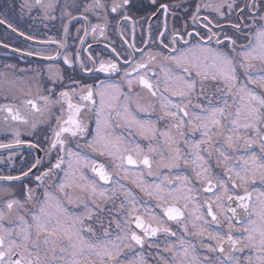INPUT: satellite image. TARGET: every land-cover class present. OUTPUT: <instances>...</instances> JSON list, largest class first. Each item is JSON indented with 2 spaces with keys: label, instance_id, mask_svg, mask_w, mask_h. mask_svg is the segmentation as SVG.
I'll use <instances>...</instances> for the list:
<instances>
[{
  "label": "snow or ice",
  "instance_id": "obj_1",
  "mask_svg": "<svg viewBox=\"0 0 264 264\" xmlns=\"http://www.w3.org/2000/svg\"><path fill=\"white\" fill-rule=\"evenodd\" d=\"M193 2L194 8L192 3L185 8L183 0H149L141 16L133 11L134 0H22L21 13L35 11L33 20L55 30L44 39L0 15V25L40 45L24 54L45 62L31 69L36 97L21 105L31 121L15 103L0 104L6 122L10 117L29 126L28 139L21 138L19 129H0L12 137L0 148L26 144L44 154L31 160L20 156L17 175H0V181L23 185L22 198L8 199L0 208V264H125L129 251L152 247L150 238L158 233L177 236L171 222L200 241L203 255L179 236L177 243L165 246L170 258L155 245L157 264H264V0ZM202 9L220 19L235 14L232 34L209 16L201 17ZM97 33L107 41L104 47L99 52L83 47L85 38ZM245 39L247 44L240 43ZM153 66H166L162 79L150 77ZM77 72L91 74L92 82L77 79ZM100 74L107 75L100 79ZM137 88L159 101L157 120L170 121L164 129L151 118L155 104L141 103ZM114 121L129 137L146 140L147 151L134 139L116 135ZM197 132L200 139H189ZM86 150L110 158L112 171ZM213 156L222 175L213 173ZM181 162L192 165L193 177L164 176L147 186L130 180L128 166L142 165L151 176L154 164L158 174L178 169ZM29 177L30 184H23ZM125 180L155 200L161 213L142 203ZM69 187L78 194L69 196ZM203 194L211 195L201 199ZM61 195L84 211L69 212ZM189 224L195 231H189ZM126 264L149 260L137 255Z\"/></svg>",
  "mask_w": 264,
  "mask_h": 264
},
{
  "label": "flooded vegetation",
  "instance_id": "obj_2",
  "mask_svg": "<svg viewBox=\"0 0 264 264\" xmlns=\"http://www.w3.org/2000/svg\"><path fill=\"white\" fill-rule=\"evenodd\" d=\"M22 0H0V15L4 16L8 22L15 25L19 30L24 31L28 35H34L37 37V39H44L47 35H55V30L48 31L44 28L43 24L40 22L39 19L33 20L32 17L36 16L37 13L35 11L28 13L27 11L21 13L20 11V4ZM162 3H176L180 2V0H160ZM199 2H204V0H199ZM134 3L136 4V8L133 10L137 15H144L146 11L149 9L146 7L148 5L149 0H134ZM184 7L187 8L189 6V3H192V7L194 8L195 3L193 0H183ZM227 11V9H225ZM180 15L181 20L180 23H183V12L178 13ZM191 15V13H189ZM200 16H209L210 19H213L214 21H218L219 24L224 26V31L227 32L229 35L232 34V30L230 29L229 25L230 23L235 22V14H232L230 16H226L224 19L218 18L214 13H211L208 9H202L200 12ZM171 23V21H170ZM189 23L192 22L189 20ZM51 27V25H50ZM192 27L200 28L202 33L205 31L201 28L199 24H193ZM216 30V29H214ZM83 34V33H81ZM140 35L139 27H137V37ZM129 38H130V29H129ZM109 39H114L117 43V45L120 44V41L115 37L114 34L109 32ZM254 41V37L251 38ZM86 43L83 45V47H87L91 45L92 49L95 52H99L104 45L107 43V41L100 37L97 33L95 38L89 34L85 38ZM249 41L248 39H245L243 41H240V43L247 44ZM7 44L8 47H4L3 45ZM138 46H140L138 44ZM214 46V42H213ZM40 47V45H37L34 41H29L25 37H21L18 32H13L11 29L7 27L6 24L0 25V104H6V103H15L17 107H20L21 113L24 115H28L29 120L33 118L32 115L28 113L26 109L21 107L22 101L25 99L35 98L37 95V87L35 84V72L31 71V69L37 68L38 65H42L45 63L44 61H41L38 57H32L27 56L24 53L27 50ZM20 49L21 51H15V49ZM86 55V54H85ZM61 67L64 69H67V66H64L62 64V60L60 61ZM5 65H9L10 67H5ZM161 67L166 66H153L152 71L149 73L150 77L155 79L157 76L163 78L164 73L161 71ZM175 72L183 74L187 76L188 74L183 73L181 69H175ZM91 74H83V73H76L77 79H82L84 83H91ZM107 74H100L98 78L103 79L104 76ZM194 75V73H193ZM115 78V76H114ZM161 87H163V84H161ZM208 87L214 88L215 84L213 82H209ZM126 90V89H125ZM136 92L140 93L141 103H147L150 100L155 104L156 106V113L152 115L153 120H157V116L161 115L159 110V101L151 98L150 95L146 92V90H142L137 88ZM135 95V93H134ZM7 97V99H5ZM173 99H177L173 97ZM195 103V101H194ZM134 107V106H133ZM7 115L4 112H0V129L3 128H14L19 129L21 133L22 139H28L27 135L25 134L28 130V125L23 124L20 121H12L9 117L8 121L6 122L4 120V116ZM143 116L144 114H140ZM170 121L167 119L165 120H157V127L160 129H164L167 124ZM91 127L94 129L95 125L94 123L91 125ZM114 132L116 135H123L124 137L128 139H134L136 143H140L141 147L144 148L145 151H147L148 148V142L144 140L142 137H129L128 132L124 131L121 123L119 121H114ZM36 137H32V139H35ZM12 139L11 135H5L3 132H0V142L8 143ZM189 139L198 140L200 139V134L197 132L195 134H189ZM181 149L184 152H187L188 149L182 144ZM87 154L89 155L90 159H96L99 163H104L109 171H112L113 167V161L110 158L107 157H100L96 153H92L90 150H86ZM12 155L13 159L12 161H9V156ZM43 156L44 154L41 152H38L35 149H31L28 147V145H13L11 149H4L0 148V175H17V169L19 168L21 161L19 159L20 156H25L28 159H34L36 156ZM134 155V154H133ZM154 159H158V157L153 154ZM47 159V157H45ZM211 165L213 169L214 174H223V167L217 165L216 157L213 156L211 160ZM130 169V180L136 179L141 180L144 185H152L155 183H159L164 176H170V177H176L181 175L189 176L190 178L194 176L193 167L191 164L185 165L183 162H181V165L178 169H175L171 172H169L166 169L160 170V172L157 174L155 164L153 165V175H148V170L144 168L142 165H134V166H128ZM85 175L89 176V178L92 177V173L90 168L84 169ZM140 173H143L141 176ZM62 175V174H61ZM123 175V174H121ZM33 177H29L24 179L23 184H30L31 179ZM130 180L122 181L127 187L132 188L136 196L141 200L142 203H146L147 207L153 209L157 214L161 213V210L156 207L157 202L155 200L150 199L149 197H146L138 188L133 185ZM103 183V182H101ZM177 182L174 180L173 184L175 185ZM195 185L197 187H200L199 181H195ZM22 187L23 185L19 181H0V208H3L6 201L8 199L12 198H22ZM256 188H259L260 185L257 182L255 184ZM66 192L69 196H75L78 194V189L75 187H69L66 189ZM211 194H203L201 195V199L208 198ZM61 199L64 203V206L69 210V212L73 213H82L84 211L83 206L77 203L68 204L67 199L61 195ZM210 219V218H209ZM5 226H8L7 221H5ZM93 227L96 229L97 235H101L102 229H100L97 225L93 224ZM170 227L173 229V231H177V236H170L166 235L164 233H158L157 237L150 238V242L152 243V247H148V245H145L144 248L141 250L139 246L137 248L129 251L125 256V264L127 261H130L134 259L137 255H144L149 260V264H157V248L155 247L156 244L160 245L159 252L161 255L169 256L170 255L164 251L166 244L168 243H177L178 237L183 236V238L186 241H191L192 243L197 245V253L196 255H203V249L200 246V241L194 237L189 236L182 231L178 230V226L175 224V222L170 223ZM189 231H195L192 224L188 225ZM240 225L237 224V228H239ZM114 228V225H113ZM216 230H219L217 228ZM225 232L227 231L226 227L223 229ZM139 231V230H138ZM86 239H91L90 234H88L86 231L84 233ZM113 235L115 233L113 232ZM204 244L209 243V240L207 237L203 240Z\"/></svg>",
  "mask_w": 264,
  "mask_h": 264
}]
</instances>
